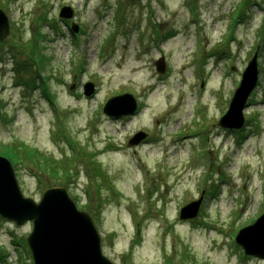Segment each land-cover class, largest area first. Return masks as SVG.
<instances>
[{"label":"rangeland","instance_id":"obj_1","mask_svg":"<svg viewBox=\"0 0 264 264\" xmlns=\"http://www.w3.org/2000/svg\"><path fill=\"white\" fill-rule=\"evenodd\" d=\"M64 5L74 10L65 22ZM0 8L11 30L0 43V150L24 144L62 167L38 180L32 166L12 162L25 196L63 186L114 264H264L234 242L264 212V0H0ZM38 14L56 23L40 28L51 99L30 78L41 66L27 44ZM254 53L244 125L224 129L218 122ZM85 82L95 88L87 97ZM127 92L134 115L102 112ZM138 131L145 141L129 145ZM201 196L197 215L180 219ZM31 228L0 217V264H33Z\"/></svg>","mask_w":264,"mask_h":264},{"label":"water","instance_id":"obj_2","mask_svg":"<svg viewBox=\"0 0 264 264\" xmlns=\"http://www.w3.org/2000/svg\"><path fill=\"white\" fill-rule=\"evenodd\" d=\"M58 16L70 19L73 9L69 5L60 8ZM71 30L77 31L72 24ZM10 34L8 17L0 8V43ZM164 57L155 61L159 73L164 72ZM257 54L254 53L241 73L239 85L234 89L226 112L218 125L226 129H239L244 125L243 111L247 100L257 83ZM86 96L94 92V84L83 85ZM137 103L130 93L110 97L103 106L108 117L119 118L133 115ZM146 137L143 131L136 132L128 141L136 145ZM202 196L180 209L179 218L188 219L197 215ZM0 217L22 225L32 223V230L26 236L33 264H113L101 252L100 236L90 215L79 210L63 186L47 188L38 201L25 196L17 181L11 161L0 155ZM235 242L242 246L245 254L264 258V212L255 221L242 227L235 236ZM260 250V252L258 251Z\"/></svg>","mask_w":264,"mask_h":264},{"label":"trees","instance_id":"obj_3","mask_svg":"<svg viewBox=\"0 0 264 264\" xmlns=\"http://www.w3.org/2000/svg\"><path fill=\"white\" fill-rule=\"evenodd\" d=\"M45 22H48L51 29L56 27L55 21L51 23L45 15L40 16L38 14L33 20L32 33L27 44L29 46V53H32L29 57L30 62L41 65L35 71L34 76L30 77L34 79V82L32 81L33 86L36 87V85H38L37 82H40L39 86L41 84V90L49 99H51L49 90L46 88L48 80L46 78L45 82L42 75V68H44L50 60L45 53L43 54L44 48L41 45L44 34L40 31V28L43 26L42 23ZM27 65L28 63L25 62L24 66L22 68H18L17 70H22L26 68ZM30 78H28V80H23V82H28ZM0 154L7 156L16 165L28 164L32 166L37 171L36 177L38 180L43 175H58L62 170L61 163H57L42 152L28 149V147L24 144L14 145L8 149H2L0 150ZM214 194H216L215 188L210 191L209 195L213 196Z\"/></svg>","mask_w":264,"mask_h":264},{"label":"bare ground","instance_id":"obj_4","mask_svg":"<svg viewBox=\"0 0 264 264\" xmlns=\"http://www.w3.org/2000/svg\"><path fill=\"white\" fill-rule=\"evenodd\" d=\"M9 25H10V24H9ZM145 139H146V138H143V139H142V140H140L138 143H140V142H141V143H142V142H144V141H145ZM147 141H148V140H147ZM138 143H137V144H138ZM137 144H136V145H137ZM26 222H27V221H26Z\"/></svg>","mask_w":264,"mask_h":264}]
</instances>
